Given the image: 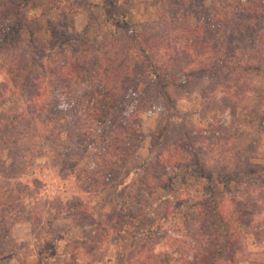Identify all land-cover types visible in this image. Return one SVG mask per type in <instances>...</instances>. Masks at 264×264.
I'll use <instances>...</instances> for the list:
<instances>
[{"label":"rangeland","instance_id":"obj_1","mask_svg":"<svg viewBox=\"0 0 264 264\" xmlns=\"http://www.w3.org/2000/svg\"><path fill=\"white\" fill-rule=\"evenodd\" d=\"M256 1L263 5V11L258 12H264V0ZM245 3L247 0H58L52 9L51 0H37L38 5L28 11V16L41 42L50 52V62L46 65L49 66V71L45 72L47 76L37 68L32 75L39 78L38 83L47 96V105L43 104L44 107L37 113L41 135L32 141L33 151L25 153L22 158L34 169L27 171L22 178L25 189L16 207V210L19 208L18 220L12 222L11 238L0 244V264H199L202 261V257L197 256L199 245L205 238L199 240L196 235L200 226L196 213L202 209L206 187L205 181L195 173L198 168L194 163L196 159L199 164H206L228 176L227 184H218L224 198L238 196L239 193L250 194L264 205V184L260 185L264 178V61H261L263 67L259 72H248L237 83L230 79L238 75L226 70L225 73L230 74L227 79L220 74L211 79H195L184 87L170 85V99L157 93L154 83L149 84L142 79L133 84L119 83L117 90L121 97L145 96L146 92L148 96L143 104L138 105L142 136L137 138L136 153L131 156L119 180H112V187L81 194V198L89 204L93 217L104 223L112 217L116 218L115 224L113 221L109 224H114V227L104 226L103 233L108 236L106 243L86 245L85 254L79 260L71 259L69 262L65 258L68 245L70 247L74 241L94 237L89 217L52 218L47 210L52 202L58 208L59 198L71 201L80 190L71 176L65 180L59 175L58 154L63 147L73 146L66 142V129L71 123V116H74L67 107L64 110L59 107V100L73 99L94 88L97 80L103 78L97 71L98 64L101 65L110 56H115V64L121 65L120 52L130 43L126 35L129 27L135 28L145 42L162 43L169 39L175 27L190 28L192 19L202 12H235L238 5ZM191 4L195 7L190 11L186 6ZM167 12H185L186 19L174 22L181 24L174 27L172 19L166 17ZM218 36L221 37L222 33ZM64 38L65 43H61ZM103 43L108 45L103 47ZM205 44L214 46L213 42L205 41ZM60 47L62 51H59ZM22 49L28 51L26 45ZM154 49L158 60L163 62L165 54L161 46ZM16 53L0 55V89L9 79H14V73L22 76L20 82L29 76L24 69H13L7 63ZM212 56L216 59L218 54ZM71 58H77V73L70 74L68 79L59 78L60 83L56 85L57 89L54 88L49 79H53L54 71L62 62ZM177 58L183 66L190 60L182 54ZM209 58L206 63H209ZM123 66H128V63ZM135 77V72L130 74V78ZM17 84L19 86L20 83ZM94 93L95 96L98 94L97 91ZM15 99L6 101L3 104L5 109H17L20 104L18 98ZM131 107L126 102L125 112ZM122 114L125 115L124 112ZM116 115L115 111L113 117ZM166 118H171L173 126L161 139L159 129ZM212 119H216L215 124ZM55 122L58 125L53 132L59 136L62 146L54 144L53 136L48 134L50 125ZM209 130L217 133L211 135ZM186 134L192 136L196 143L194 153L188 146L181 145L177 149L179 162H167L163 158L156 169L143 170L153 153L160 150L152 145L153 141L158 146L161 144L163 149ZM39 151L41 156L37 157ZM96 151V146L91 145L79 160L77 169H88ZM68 161L72 164L75 158ZM141 176L144 179L142 182L147 184L144 186L147 194H144L143 202L128 207L129 215L119 214V205L138 187ZM80 185L89 188L92 183L84 174ZM254 189L257 191L253 192ZM144 208H151L148 217H153L155 224L159 225L158 233L150 234L148 239L144 237L143 230L134 225L137 215L144 218ZM252 217L256 219L258 215ZM263 217L264 212L259 215V218ZM152 228L148 226L145 232ZM2 230L7 231V227ZM239 243L242 245L241 256L229 264H264V239L246 234Z\"/></svg>","mask_w":264,"mask_h":264},{"label":"trees","instance_id":"obj_2","mask_svg":"<svg viewBox=\"0 0 264 264\" xmlns=\"http://www.w3.org/2000/svg\"><path fill=\"white\" fill-rule=\"evenodd\" d=\"M255 1L247 0V3L238 5L235 12H202L196 17L199 19H192L193 24L188 29H178L175 26L181 24L174 23L185 20V12H167L166 17L172 19L171 23L175 28L169 39L162 43L145 42L135 28L129 27L126 35L130 38V43L126 44V49L120 52L121 65L115 64V56L103 60L101 65L98 64L97 71L103 78L97 80L92 88L98 94L95 96L94 91L90 89L73 99L59 100V107L63 110L67 107L74 115L71 116V123L66 129V142L73 146L63 147L58 154L57 160L60 161L61 168H59V175L65 180L71 176L77 182V189L80 190L71 201L59 198L58 208L52 202L47 210L52 218L89 217L94 229L92 239H81L78 240L79 242L71 243L70 247L68 245L69 249L67 247L65 251V258L69 259V262L71 259L79 260L85 254L86 245L93 243L104 245L108 239L107 233H103L104 226L114 227L116 222L114 217L105 223L93 217L90 214L89 204L81 198V194L112 187L114 184L112 180H119L123 169L129 165L131 156L136 153L135 149L139 142L137 138L142 136L138 105L145 102L148 92L145 96L121 97L117 90L118 84H133L138 79H142L146 83H154L155 91L166 96V99H170L168 91L170 85L184 87L195 79L202 77L211 79L220 74L227 79L230 74H226V70L233 71L231 72L233 75H238L230 79L237 83L248 72H259L263 67L260 62L264 61V12H258V10L263 11L262 2ZM57 2L58 0H51L52 9ZM37 5V0H0V55L17 52L7 63L13 66V69H24L29 74L20 82L22 76L14 73V79H9L0 89V181L2 182L0 186V230L2 231L0 244L11 238L12 222L18 220L19 208L16 210V207L21 202V193L25 189L22 178L27 171L34 169V166L31 167L22 158L26 155L25 153L30 154L33 151L32 141L41 135L38 129L37 113L42 110L43 104L47 105L45 90L38 83L39 78L32 75L35 68L44 73L48 72L49 66L46 65L50 62L48 59L50 52L41 42L36 27L28 16V11ZM193 7L195 4L186 6V9L191 11ZM185 24H188V21H185ZM221 33L222 36L219 37L218 34ZM65 40L66 38L61 43H65ZM205 41L213 42L214 46L205 44ZM23 45H26L27 53L22 49ZM106 45L108 44L106 43L103 47ZM160 46L165 54L163 62L158 60L154 51V48ZM175 49L178 53H175ZM62 50L63 48L60 47L59 51ZM180 54L186 59L189 57L188 64L181 65L177 58ZM215 54H218L216 59L212 56ZM209 56L211 57L209 63H206ZM127 63L128 66H123ZM78 68L77 58L65 60L54 71L53 79H49L48 82L56 88V85L60 83L59 78H71V75L77 73ZM133 72H135V79L130 78ZM45 76H47L46 73ZM17 82L20 83L19 86ZM26 84L28 88L25 90ZM13 98H16L15 101L18 98L20 106L14 111V108L5 109L3 104ZM126 102L132 107L125 112ZM115 111L117 115L113 117ZM212 122L215 124L216 119H212ZM55 125H58L57 122L50 125L51 130L48 134L53 136L54 144L62 146L59 136L53 132ZM172 126L171 118L163 120L159 129L161 139L167 135ZM209 131L211 135L217 133ZM195 144L192 136L187 134L177 138L163 149L161 144L158 146L153 141L152 145L160 150L153 153V157L150 162L145 163L143 170L147 172L150 168L156 169L163 158L167 162H177L178 147L188 146L194 153ZM91 145H95L97 149L91 166L88 169H77L79 160L87 153ZM39 156H41L40 151L37 154V157ZM70 158H75L72 164L68 161ZM194 163L198 165L195 173L205 181L206 187V196L201 204L202 209L200 208L196 213L197 222L200 225L196 235L199 240L205 238L199 245L200 251L197 256L202 257L199 264L233 263L241 256L242 245L239 242L243 235L252 234L256 239H264V217L259 218V215L264 212V205L250 194L239 193L238 196L224 198L218 184L219 182L227 184L228 176L220 174L206 164H199L197 159ZM84 174L92 183L89 188L80 185ZM142 180H144L143 176L139 178L138 187L121 202L117 210L119 214L129 215L128 207L143 202L144 194H147L144 186L147 184ZM260 183L263 186L264 178ZM256 191L257 189L253 190V192ZM150 210L151 208H144V218H138L137 215L135 221L133 220L134 225L143 230L144 237L147 239L151 236L150 234L156 235L159 231V225L155 224L153 217H148ZM254 214H257L258 218L253 219ZM110 221L114 224L109 225L112 223ZM5 226L7 231L2 230ZM148 226L153 228L146 233Z\"/></svg>","mask_w":264,"mask_h":264}]
</instances>
